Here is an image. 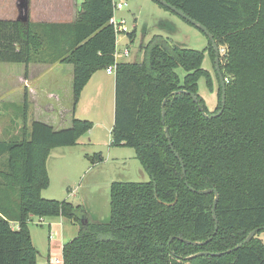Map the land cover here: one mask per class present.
I'll list each match as a JSON object with an SVG mask.
<instances>
[{
	"label": "trees",
	"instance_id": "16d2710c",
	"mask_svg": "<svg viewBox=\"0 0 264 264\" xmlns=\"http://www.w3.org/2000/svg\"><path fill=\"white\" fill-rule=\"evenodd\" d=\"M163 1L204 26L224 50L218 117L199 110L220 109L216 70L212 113L197 94L200 77L210 85L205 51L215 65L209 40L196 51L155 35L140 47L141 62L116 61L113 0H82L71 23H32L29 11L25 22L0 20V63L70 65L73 108L92 75L114 67L111 145L132 148L149 177L111 183L103 222L81 206L42 198L50 151L75 146L92 124L72 117L64 129L39 121L27 127L24 104L21 139L0 141V264H36L31 217L80 226L62 246L61 262L46 264H264V0ZM125 37L133 42L135 31ZM205 190L218 196L215 234L214 194ZM210 237L204 245L184 242ZM200 252L221 255L186 259Z\"/></svg>",
	"mask_w": 264,
	"mask_h": 264
},
{
	"label": "rangeland",
	"instance_id": "374dc122",
	"mask_svg": "<svg viewBox=\"0 0 264 264\" xmlns=\"http://www.w3.org/2000/svg\"><path fill=\"white\" fill-rule=\"evenodd\" d=\"M73 1L78 9L82 0ZM53 2L54 0L48 3L45 0H31L33 20H39L36 17L43 12L45 4L50 7ZM125 2L126 7L114 12V17L117 21L123 19L126 28L130 32L135 31V38L129 43L125 36L116 37L118 50L123 51L126 48L129 52L128 58L120 55L119 62H141L140 47L155 35L169 38L176 45L196 51H204L207 47L208 39L204 33L174 13L163 9L153 0H125ZM18 4L19 0H0V20L17 19L20 14ZM73 16L74 12H71V17L57 15L56 18L47 20L63 21L72 19ZM221 50L223 48H219L220 59L224 53V50ZM36 67L38 66L28 65L34 73L40 71ZM60 68L65 72L71 66L60 65ZM202 68L208 72L210 85L206 77H200L197 94L203 100L206 112L212 113L217 106L218 81L215 65L207 51L204 53ZM178 74L182 76L183 72L178 70ZM33 81L29 79L25 65L0 63V141L21 139L24 104L27 105L25 126L28 127L32 121L47 123L50 120L53 113L46 103L52 104L51 107L57 109L58 100L63 101L65 94L59 92L58 86L55 92L51 93L53 96L47 95L50 94L47 92L48 87H53L47 76L43 75L36 82ZM85 92L75 104L74 116L89 121L92 128L80 136L75 146L57 147L50 151L45 161L48 185L41 191V197L81 206L91 218L103 222L108 221L109 218L111 183H144L149 181V177L142 170L132 148L111 145L114 75L106 74L105 70L97 71ZM52 123L57 130L70 125L69 122L59 124L53 121ZM27 226L31 233V242L38 252L36 264H46L54 257L59 258L62 246L75 238L80 229L76 223L72 224L66 219L56 218L42 220L31 217Z\"/></svg>",
	"mask_w": 264,
	"mask_h": 264
},
{
	"label": "crops",
	"instance_id": "0c3cea01",
	"mask_svg": "<svg viewBox=\"0 0 264 264\" xmlns=\"http://www.w3.org/2000/svg\"><path fill=\"white\" fill-rule=\"evenodd\" d=\"M48 1H52V0H45L46 3H48ZM56 2V3H55ZM55 3V4H54ZM48 4H45L43 12L40 14L38 18L39 20H33L32 17V13H31V0H29V6H28V10H29V20L32 23H71L75 20L76 15H77V5L75 3V1L73 0H54L53 4L50 5V7H48ZM54 7V8H53ZM71 12H74V16L72 19L69 20H63V21H49L47 20L48 18H56V16L58 15H64V16H70L71 17ZM36 67V69H40V73H34L30 70V68H28L27 66V74H29V79H33V82H36V80H38L41 76H47L49 82L52 83V86L54 87H48L47 92H50V94L48 93V96H53L51 93L55 92V88L56 86H58V90L60 93H64L65 97L63 99V101H59L58 98L56 100H58V105H57V109H55L54 107H51L52 104H47V107H50L52 110V115L50 120L45 123V124H49V126L54 128V124L52 123L53 121L58 122L59 124H63V123H68L70 124L72 117L74 116V108H73V99H72V67L69 69H67L65 72L62 70V68H60L59 64H53V65H45V64H38V63H32ZM45 69V70H44ZM36 76V77H35ZM95 76L92 75V77L90 78V80L88 81V83L86 84L85 88L83 89L80 98H82L85 95V91L87 89V86L89 85V83L92 81L93 77ZM38 90H42V89H38ZM45 94V93H44ZM56 95H54L53 98H55ZM52 98V97H51ZM79 98V99H80ZM113 126V125H112ZM59 128V127H57ZM55 129V128H54ZM57 130V129H56ZM58 219V218H56ZM43 220V219H42ZM16 228V227H14ZM30 234V238H31V233ZM34 246V245H33ZM35 247V246H34ZM60 260L61 261V254L58 257H54L52 258V260H49V262H54V260Z\"/></svg>",
	"mask_w": 264,
	"mask_h": 264
},
{
	"label": "water",
	"instance_id": "95a60500",
	"mask_svg": "<svg viewBox=\"0 0 264 264\" xmlns=\"http://www.w3.org/2000/svg\"><path fill=\"white\" fill-rule=\"evenodd\" d=\"M156 2H158L159 4H161L162 6L170 9L173 13H175L176 15H178L179 17L183 18L184 20H186L188 23H190L191 25L195 26L196 28H198L202 33H204V35L208 38V40L210 41L211 43V46L213 48V51H214V57H215V70H216V73H217V76H218V80H219V83H220V87H221V97H220V101H221V106H220V109L219 111L216 113V114H211V115H207L205 114L202 109H199L202 116L207 118V119H211V118H215V117H218L221 115L222 111H223V108H224V104H225V85H224V80H223V77L221 75V72L219 70V49L218 47L216 46L211 34L208 32V30L196 23V21L192 20L191 18L185 16L181 11L177 10L176 8L170 6L169 4H167L165 1L163 0H155ZM18 8H19V17L16 19L17 21H21V22H25L27 21L28 19V5H27V0H19V4H18ZM191 98L193 100V102H196V97L194 95L191 94ZM164 105V102L163 104ZM163 115V114H162ZM182 167V165H181ZM184 173V171H182ZM213 193L214 194V200H213V207H212V217H213V220H214V223H215V228H214V233L216 232L217 230V220H216V217H215V214H214V211H215V205H216V202H217V192L215 190H205V191H202L201 193ZM200 193V192H199ZM258 230H253L251 231L247 236L246 238L243 240V242L241 244H239L238 246H236L235 249L237 248H240L242 245L248 243L253 237L254 235L256 234ZM212 237H210L207 241L205 242H191V241H184L186 244H190V245H204L206 244L208 241L211 240ZM172 238H170L171 240ZM232 250H227L225 253H229L231 252ZM221 254L220 253H208V252H200V253H197L195 255H192V256H189L187 257L186 259L187 260H190V259H193V258H196V257H199V256H220Z\"/></svg>",
	"mask_w": 264,
	"mask_h": 264
},
{
	"label": "built area",
	"instance_id": "2783aa9c",
	"mask_svg": "<svg viewBox=\"0 0 264 264\" xmlns=\"http://www.w3.org/2000/svg\"><path fill=\"white\" fill-rule=\"evenodd\" d=\"M126 7V2L125 0H113V8H114V12L116 11H121ZM112 24L114 26V30L116 33V37L121 35V36H126L130 31L126 28L125 26V21L123 19H119L118 21L115 19V17H113L112 19ZM223 51V50H221ZM122 55L124 58H128L129 56V52L128 50L125 48L123 51H119L117 48V41H116V49L114 52V58L116 61H118V57ZM113 70L114 67H109L106 69V73L107 74H113ZM54 262L59 263L61 262L60 260H54Z\"/></svg>",
	"mask_w": 264,
	"mask_h": 264
}]
</instances>
